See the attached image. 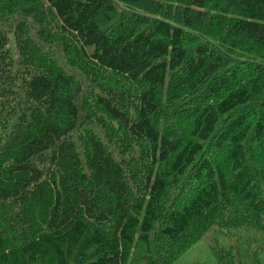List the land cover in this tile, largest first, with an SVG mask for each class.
<instances>
[{"label":"trees","instance_id":"trees-1","mask_svg":"<svg viewBox=\"0 0 264 264\" xmlns=\"http://www.w3.org/2000/svg\"><path fill=\"white\" fill-rule=\"evenodd\" d=\"M264 264V0H0V264Z\"/></svg>","mask_w":264,"mask_h":264},{"label":"rangeland","instance_id":"rangeland-1","mask_svg":"<svg viewBox=\"0 0 264 264\" xmlns=\"http://www.w3.org/2000/svg\"><path fill=\"white\" fill-rule=\"evenodd\" d=\"M251 235H259L264 239V234L250 230ZM233 236L220 231H210L194 248L185 253L184 256L175 264H216V258L211 251L213 245H224Z\"/></svg>","mask_w":264,"mask_h":264}]
</instances>
